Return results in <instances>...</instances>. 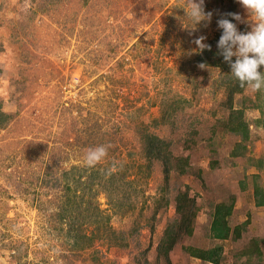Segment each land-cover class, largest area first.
I'll return each mask as SVG.
<instances>
[{"label": "rangeland", "instance_id": "374dc122", "mask_svg": "<svg viewBox=\"0 0 264 264\" xmlns=\"http://www.w3.org/2000/svg\"><path fill=\"white\" fill-rule=\"evenodd\" d=\"M205 11L213 13L211 23L193 31L181 0H0V99L12 115L0 128V264H213L183 247L216 242L209 237L211 213L232 196L229 224L243 226L236 241L223 240L219 264H264L242 255L255 235L264 256V205L254 195V182L264 195V127L254 122L258 110L247 108L250 138L243 154L231 155L240 136L223 127L229 110L218 86L221 70L199 68L192 43L204 35L208 44L219 34L221 14L247 19V13L236 0H205ZM255 95L245 86L233 94L234 105ZM143 125L168 143L174 158L187 157L186 171L166 172L158 159L149 170L134 167L127 179L136 189L132 207L112 205L102 191L90 198L128 245L105 237L94 244L99 257H62L67 226L49 232L47 199L54 190L38 174L47 165L83 166L86 151L99 145L118 146L127 162L128 151L139 149L141 169ZM98 127L102 137L94 133ZM166 227L177 239L167 259L159 251ZM82 228L88 233L93 224ZM17 246L26 249L20 263L12 256Z\"/></svg>", "mask_w": 264, "mask_h": 264}, {"label": "trees", "instance_id": "16d2710c", "mask_svg": "<svg viewBox=\"0 0 264 264\" xmlns=\"http://www.w3.org/2000/svg\"><path fill=\"white\" fill-rule=\"evenodd\" d=\"M227 18L231 19V17ZM221 32L222 31L208 42V45L211 46V50L203 51V53L197 55L195 59L197 64L203 63L206 66L219 67L221 70L218 86H223L227 93L225 106L229 110L228 116L223 122V127L228 129L231 133L240 136L230 152L231 155L237 156L243 154V150L246 148L245 142L250 138L249 123L244 116L247 108H256L258 110L259 115L254 119V122L256 125L264 127V90L256 92L254 99L242 96L240 104L234 105L233 94L241 93L244 87H241L239 82L232 77L230 68L228 64L223 61V57L217 55L218 50L216 45ZM234 60L235 57H233V61ZM178 101L177 103H179ZM1 104L2 101L0 99V128L4 127L12 116L11 113L2 109ZM176 104L174 105V109ZM101 125L102 124H99V126ZM142 131L143 158L146 161L142 164L143 167H141V169L140 164H138L139 162H137L140 158L139 149L137 150L135 148L132 151H128L127 154L131 158V161L127 162L121 160V152H119V147L115 145L108 148V154L113 156V159L104 160L95 168H88L84 165H71L69 169L65 170L62 168L59 170L56 169L58 166L52 168L50 165H47L46 169L41 171V174H38L36 180L47 185L50 184L49 188L54 190V193L47 199L48 203H50L49 206L52 207L49 216H51L54 222V225L49 228V232L51 233V230H55L54 233L61 234L64 224L67 226L64 231L66 234H63L64 237L67 238V241L64 243L63 249L59 251L62 257H99L97 254L99 252L98 248L94 246V244L96 241L102 240L105 237L109 238L114 244L116 243L124 247L128 245L122 232L115 230L110 224V215L99 207L97 201L90 202V198L93 197L95 200L99 192L102 191L106 194L108 202L112 205L117 207L124 205L132 207L133 201L131 199V191H136V189L131 184L134 179L130 181L127 179L131 176L134 167L137 168V173H140V171L149 170L151 162L158 159L162 160L164 163V171L166 172L171 168H177L180 173L186 171L183 163L187 164V157L174 158L167 148L168 143H166L164 139L160 138L156 133L149 131L146 125H143ZM94 133L101 137L104 135L99 127ZM110 137L111 136L108 135L107 141L112 143ZM86 142L87 140L81 145H84ZM257 163L258 166H260L261 160L257 159ZM113 164L116 165L118 170L109 175L108 170ZM85 174L88 176L87 179H85ZM241 183V188H245L243 183ZM120 192H123L126 196L119 199V197L123 195ZM85 194L90 195L89 199L87 198L88 195L85 196ZM254 195L256 198L255 204L258 206L264 205V195L257 182H254ZM179 197L181 199L178 198L179 203L176 206L178 211L184 206L180 201L186 198V194H181ZM35 200L36 205L40 206V204H43L40 197H37ZM233 205V196L228 203L220 201L215 205L211 213L209 237H211L212 240H216V242L211 247H198L194 246L192 243L184 245L183 249L190 257L213 264H219L221 262L224 254L223 240L232 238V240L236 241L241 236L240 229L243 224H237L234 227L229 224L228 217L232 213ZM40 208L44 209V207L41 206ZM247 220L245 222H247ZM86 224H93V228L88 233L82 228ZM187 230L188 234L191 235V228ZM256 238L257 237L254 235L250 246L243 250L242 255L248 256V254H253L262 261L264 259L261 252L262 248L258 244ZM176 242L175 231L171 227H166L164 237L159 246L160 253H162L166 259L169 250ZM12 256L20 263L22 258L26 256V249H20L17 246L13 248Z\"/></svg>", "mask_w": 264, "mask_h": 264}, {"label": "clouds", "instance_id": "9594fccd", "mask_svg": "<svg viewBox=\"0 0 264 264\" xmlns=\"http://www.w3.org/2000/svg\"><path fill=\"white\" fill-rule=\"evenodd\" d=\"M236 2L247 13V19L242 18L239 13L221 14L216 21L217 27L222 30L216 45L217 55L223 57V61L230 68V74L241 87L246 86L256 93L264 90V0H236ZM181 3L194 25L190 29L195 31L201 23L204 27L211 23L213 13L205 11V0H181ZM238 23L247 24L250 30L239 31ZM205 40L206 36L200 35L192 41L201 54L205 50H211V46L206 44ZM233 57H235L234 61ZM198 67L204 69L206 65L201 63ZM109 147L110 145H99L89 148L83 158L84 166L95 168L107 157ZM117 170L116 165L113 164L108 174Z\"/></svg>", "mask_w": 264, "mask_h": 264}]
</instances>
